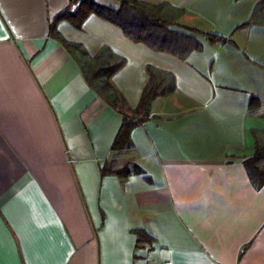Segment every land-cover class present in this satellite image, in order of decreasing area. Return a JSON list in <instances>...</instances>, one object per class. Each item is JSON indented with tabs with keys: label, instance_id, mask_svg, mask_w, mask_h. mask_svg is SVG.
Instances as JSON below:
<instances>
[{
	"label": "crops",
	"instance_id": "0c3cea01",
	"mask_svg": "<svg viewBox=\"0 0 264 264\" xmlns=\"http://www.w3.org/2000/svg\"><path fill=\"white\" fill-rule=\"evenodd\" d=\"M76 1L0 0V264H264V185L245 167L264 129V24L251 23L261 0H138L183 11L171 30L202 46L185 59L95 15L54 24ZM53 26L91 56L125 59L113 84L127 112L149 68L174 78L130 150H112L125 117ZM127 164L142 172L103 173Z\"/></svg>",
	"mask_w": 264,
	"mask_h": 264
},
{
	"label": "trees",
	"instance_id": "16d2710c",
	"mask_svg": "<svg viewBox=\"0 0 264 264\" xmlns=\"http://www.w3.org/2000/svg\"><path fill=\"white\" fill-rule=\"evenodd\" d=\"M121 7L114 11L97 0H77L73 5H78L76 10L69 8L59 14L54 24L68 21L75 28L80 29L87 18L95 15L117 27L131 40L143 43L160 53H167L180 59H185L194 51L202 49L201 44L184 34L171 30L183 16V11L168 5H151L138 0H116ZM252 24H264V0H261L252 16ZM53 24V25H54ZM53 35L66 46L67 50L79 63L85 79L89 85L109 105L124 115L123 125L113 144L115 152L130 150L133 147L131 134L133 129L143 124L150 118V108L153 101L160 97L171 95L175 91L174 78L164 72L149 68V82L143 92L138 107L127 112L126 100L113 84L114 76L125 65V59L116 55L111 49L103 48L97 55L91 56L80 45L63 40L53 26ZM211 43L224 42L222 38L207 34ZM261 106V100L253 97L251 110L255 111ZM255 141L252 157L245 161V167L251 180L259 187L264 185V129L252 133ZM133 172L141 173L138 166ZM130 165L120 169L107 166L104 174H113L121 179H126L132 173ZM138 241L148 239L144 233L137 232Z\"/></svg>",
	"mask_w": 264,
	"mask_h": 264
}]
</instances>
